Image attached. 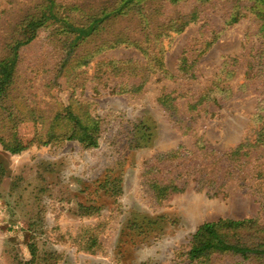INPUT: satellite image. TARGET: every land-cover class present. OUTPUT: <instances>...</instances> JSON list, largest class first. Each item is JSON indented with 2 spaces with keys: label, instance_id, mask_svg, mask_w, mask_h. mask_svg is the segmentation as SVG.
<instances>
[{
  "label": "rangeland",
  "instance_id": "374dc122",
  "mask_svg": "<svg viewBox=\"0 0 264 264\" xmlns=\"http://www.w3.org/2000/svg\"><path fill=\"white\" fill-rule=\"evenodd\" d=\"M123 1L56 3L84 23ZM40 3L0 0V60ZM144 3L77 46L51 25L21 49L9 105L24 148L13 155L0 143V264H264L188 255L198 228L221 219L255 221L232 243H264L262 5ZM111 63L137 71L114 74ZM71 106L100 123L97 148L44 144Z\"/></svg>",
  "mask_w": 264,
  "mask_h": 264
},
{
  "label": "trees",
  "instance_id": "16d2710c",
  "mask_svg": "<svg viewBox=\"0 0 264 264\" xmlns=\"http://www.w3.org/2000/svg\"><path fill=\"white\" fill-rule=\"evenodd\" d=\"M147 0H139V5H135L136 0H124L122 4L113 11H105L99 16H90L84 23L76 22L70 14L69 8L58 5L56 0H41L38 12L27 15L22 23L19 25L17 31L18 38L9 48V54L6 58L0 60V112L5 111L2 115L4 123L0 127V143L3 145L5 151L16 155L22 152L23 148L17 142L16 133L13 127L17 125L20 120V114L9 105L10 93L13 90L16 74L18 72V65L20 60V51L23 47L30 45L35 41L39 33L46 27L51 25L57 26L59 32V40H69V46H77L80 42L99 34L104 28V25L116 20L122 16H128L129 13L138 10L134 15L143 13ZM172 4H176L181 0H166ZM262 8L257 11V16L262 21V31L264 32V0H258ZM144 3V4H143ZM146 18L144 17L141 22ZM195 16L191 17L190 22H194ZM233 23L238 21V14H234L231 18ZM264 64V58L260 60L259 66ZM114 74H120L125 71H133L136 73V68H130L125 63H111L107 64ZM9 105V106H8ZM72 106L66 110V114L56 115L47 129L44 144L51 141H77L86 148H97L99 145L100 123L92 118L87 111L78 107L77 110L72 111ZM11 126V127H9ZM10 131V137L6 139L2 135L5 131ZM239 147L238 151L242 149ZM236 151V152H238ZM159 190V194L163 196L165 189L160 186H155ZM253 220H219L217 222H209L201 225L193 236L191 249L189 251V259L191 262H200L212 254H235L245 258L256 256L264 259V243L255 248L247 247L241 244L232 243L230 238L232 233L241 232L249 226H253ZM92 242V239H89ZM90 244V243H89ZM96 245L93 241L92 246ZM91 245L87 249L89 251L93 248ZM35 258V251L32 250Z\"/></svg>",
  "mask_w": 264,
  "mask_h": 264
},
{
  "label": "built area",
  "instance_id": "2783aa9c",
  "mask_svg": "<svg viewBox=\"0 0 264 264\" xmlns=\"http://www.w3.org/2000/svg\"><path fill=\"white\" fill-rule=\"evenodd\" d=\"M1 215H2V209L0 208V217H1Z\"/></svg>",
  "mask_w": 264,
  "mask_h": 264
}]
</instances>
